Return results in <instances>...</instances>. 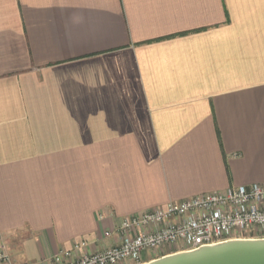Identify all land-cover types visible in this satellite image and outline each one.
Masks as SVG:
<instances>
[{"label":"crops","instance_id":"obj_1","mask_svg":"<svg viewBox=\"0 0 264 264\" xmlns=\"http://www.w3.org/2000/svg\"><path fill=\"white\" fill-rule=\"evenodd\" d=\"M256 182L264 0H0V247L14 263L102 251L126 217Z\"/></svg>","mask_w":264,"mask_h":264},{"label":"built area","instance_id":"obj_2","mask_svg":"<svg viewBox=\"0 0 264 264\" xmlns=\"http://www.w3.org/2000/svg\"><path fill=\"white\" fill-rule=\"evenodd\" d=\"M114 234L121 238L118 245L80 256L78 251L86 246L83 241L37 264H144L146 253L154 257L165 249L174 250L173 254L235 239H264V183L170 201L124 218L106 232L107 237ZM0 264H16L4 246Z\"/></svg>","mask_w":264,"mask_h":264},{"label":"water","instance_id":"obj_3","mask_svg":"<svg viewBox=\"0 0 264 264\" xmlns=\"http://www.w3.org/2000/svg\"><path fill=\"white\" fill-rule=\"evenodd\" d=\"M144 264H264V239H235L168 254Z\"/></svg>","mask_w":264,"mask_h":264},{"label":"rangeland","instance_id":"obj_4","mask_svg":"<svg viewBox=\"0 0 264 264\" xmlns=\"http://www.w3.org/2000/svg\"><path fill=\"white\" fill-rule=\"evenodd\" d=\"M165 250L172 251V252L174 251V250H169V249H165ZM164 252H165V251H164ZM158 253H159L158 255L162 254L161 251L158 252Z\"/></svg>","mask_w":264,"mask_h":264}]
</instances>
